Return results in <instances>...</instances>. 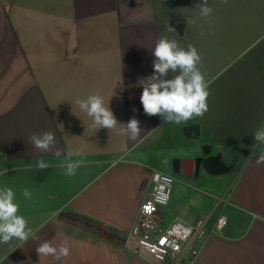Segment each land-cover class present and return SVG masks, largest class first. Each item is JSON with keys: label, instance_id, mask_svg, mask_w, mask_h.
<instances>
[{"label": "crops", "instance_id": "0c3cea01", "mask_svg": "<svg viewBox=\"0 0 264 264\" xmlns=\"http://www.w3.org/2000/svg\"><path fill=\"white\" fill-rule=\"evenodd\" d=\"M201 2L0 0V179L13 180L18 214L39 237L0 243V264H150L126 238L151 171L171 162L174 174L182 151L191 159L221 154L230 169L221 176L201 171L197 180L175 174L186 178L184 201L162 209L164 222L204 219L212 231L193 262L182 264H264V222L250 214L264 216V165L255 163L264 144L253 137L264 125V0H208L207 19L200 18ZM177 18L188 21L184 40L169 30ZM161 37L185 50L191 44L201 55L209 92L203 117L177 125L144 113L142 84L153 74ZM90 95L110 107L115 128L97 129L79 108L76 101ZM133 117L143 131L129 141L122 124ZM193 124L198 139L184 135ZM46 131L72 156L34 148L29 137ZM39 159L50 167L38 170ZM68 160L84 161L73 176L61 166ZM206 175L221 182L203 188ZM222 216L227 226L218 229ZM44 241L57 247L67 241L70 256L39 257Z\"/></svg>", "mask_w": 264, "mask_h": 264}, {"label": "clouds", "instance_id": "9594fccd", "mask_svg": "<svg viewBox=\"0 0 264 264\" xmlns=\"http://www.w3.org/2000/svg\"><path fill=\"white\" fill-rule=\"evenodd\" d=\"M227 4L228 0H222ZM200 18L207 19L212 13L208 6V0H202L197 5ZM191 23L195 24L193 19ZM169 30H173L171 27ZM203 35V32L201 33ZM153 74L144 79L143 91L140 102L144 113L151 116H159L163 123L180 124L194 117H203L208 111L207 98L209 96L208 84L204 74L199 68L201 55L191 44L187 49L180 47L176 40L161 37L157 40L154 50ZM178 72L173 78H168L169 72ZM79 108L89 117L93 118L94 125L99 128L113 129L118 121L110 107L104 106V100L99 95H90L85 100H77ZM121 124V123H119ZM123 134L129 141H136L143 131L140 121L135 117L126 124H122ZM253 137L256 142L264 144V125L258 128ZM30 143L41 152L52 151L55 156L66 155L71 157L72 153H64L58 148L54 133L46 131L39 134H32L29 137ZM79 155V153H77ZM84 163L82 160L66 161L61 165L66 168V175L73 176L76 170ZM255 163L264 165V153L256 157ZM36 167L43 171L50 167V164L43 159L37 160ZM7 170H5L6 172ZM25 198L30 199L31 193L28 189L23 192ZM19 205L15 203V193L9 187L0 188V243L7 244L13 238L27 242L30 238L39 239L38 230L28 227V221L18 214ZM253 221L264 222V216L257 213H250ZM58 215V213H57ZM228 218L222 216L218 221L219 228L227 226ZM40 256H52L60 261L70 256L71 251L67 241L58 247L53 246L50 241H44L36 247Z\"/></svg>", "mask_w": 264, "mask_h": 264}, {"label": "built area", "instance_id": "2783aa9c", "mask_svg": "<svg viewBox=\"0 0 264 264\" xmlns=\"http://www.w3.org/2000/svg\"><path fill=\"white\" fill-rule=\"evenodd\" d=\"M177 181L172 173L151 171L149 192L126 238L127 246L150 264L191 263L200 252V241L212 233L206 229L204 219L191 225L164 222L162 209L170 204ZM217 228L221 229L218 225Z\"/></svg>", "mask_w": 264, "mask_h": 264}, {"label": "water", "instance_id": "95a60500", "mask_svg": "<svg viewBox=\"0 0 264 264\" xmlns=\"http://www.w3.org/2000/svg\"><path fill=\"white\" fill-rule=\"evenodd\" d=\"M168 25L169 28L171 27L176 32L180 40L186 38L188 30V21L186 19H172L169 21ZM183 132L187 138L198 139L200 128L198 125L193 124L184 127ZM173 166L178 167L180 174L186 176L190 180H197L201 171L211 176H221L230 172L221 154L206 159L200 157L194 159H176L173 161Z\"/></svg>", "mask_w": 264, "mask_h": 264}, {"label": "rangeland", "instance_id": "374dc122", "mask_svg": "<svg viewBox=\"0 0 264 264\" xmlns=\"http://www.w3.org/2000/svg\"><path fill=\"white\" fill-rule=\"evenodd\" d=\"M178 155H179L178 158H181V159H185V158L191 159L193 157V154L185 153L183 151L181 153H179ZM167 167H168V169L171 167V162L166 164L160 170L163 171V172L170 173L167 170ZM175 176H177V175H175ZM9 178L10 177H6L5 179H0V186L5 187L6 183L8 182V184H9L8 187L11 188L13 190V192H14L13 180L9 179ZM177 180L178 181H177V183L174 186V188H175L174 196L172 197V203H171L172 204V208H173V206L175 208L176 202L179 203V202L184 201V196L181 194L180 189L186 187L185 184H184V182H186V178L183 177V176H177ZM220 182H221L220 178H213V177H209V176L206 175L205 177H201L200 178L199 185L203 186V188H208V187H210V186H212L214 184H219ZM15 199H16V196H15ZM175 213H176L175 215H179V212L176 211ZM171 216L173 217L174 213H171Z\"/></svg>", "mask_w": 264, "mask_h": 264}, {"label": "flooded vegetation", "instance_id": "af4514ba", "mask_svg": "<svg viewBox=\"0 0 264 264\" xmlns=\"http://www.w3.org/2000/svg\"><path fill=\"white\" fill-rule=\"evenodd\" d=\"M173 167H174V166H173ZM173 171H174V174L181 175V174H180V170H179L178 167H174Z\"/></svg>", "mask_w": 264, "mask_h": 264}]
</instances>
